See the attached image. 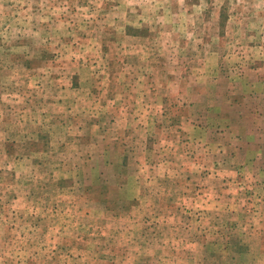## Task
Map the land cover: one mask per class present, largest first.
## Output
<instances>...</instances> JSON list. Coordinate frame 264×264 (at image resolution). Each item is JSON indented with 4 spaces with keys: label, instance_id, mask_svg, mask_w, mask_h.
<instances>
[{
    "label": "rangeland",
    "instance_id": "rangeland-1",
    "mask_svg": "<svg viewBox=\"0 0 264 264\" xmlns=\"http://www.w3.org/2000/svg\"><path fill=\"white\" fill-rule=\"evenodd\" d=\"M0 264H264V0H0Z\"/></svg>",
    "mask_w": 264,
    "mask_h": 264
}]
</instances>
